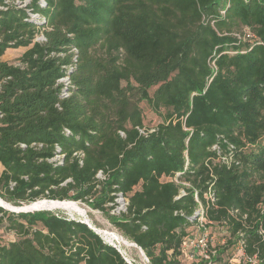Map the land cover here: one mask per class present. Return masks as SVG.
I'll list each match as a JSON object with an SVG mask.
<instances>
[{"label":"trees","instance_id":"16d2710c","mask_svg":"<svg viewBox=\"0 0 264 264\" xmlns=\"http://www.w3.org/2000/svg\"><path fill=\"white\" fill-rule=\"evenodd\" d=\"M4 1L0 198L81 200L107 212L121 194L126 209L110 216L121 234L149 264H185L193 194L204 203L211 186L208 218L231 236L241 228L247 255L264 264V0ZM28 8L45 17L44 42L33 41L44 23ZM20 46L19 64L1 58ZM141 101L161 121L146 127ZM229 155V165L216 160ZM0 227L16 236L0 241V264H129L79 219L0 207ZM221 252L214 264H227Z\"/></svg>","mask_w":264,"mask_h":264},{"label":"rangeland","instance_id":"374dc122","mask_svg":"<svg viewBox=\"0 0 264 264\" xmlns=\"http://www.w3.org/2000/svg\"><path fill=\"white\" fill-rule=\"evenodd\" d=\"M29 0L27 1V3ZM242 32L246 34L248 31L247 27H242ZM38 34H40L38 32ZM27 47H18V48H8L5 50L4 54L2 55V59L19 64V57L21 53L26 49ZM153 87L150 89V93L152 92ZM140 107L143 111V117H144V124L146 127H151L155 123H158L161 121L162 117L158 113L152 111L148 105L141 101L139 103ZM2 169V166H0V171ZM99 178L103 179V176L100 174ZM3 199V198H2ZM5 200V199H4ZM6 201V200H5ZM75 202L77 206H79L81 212H75V211H67L64 209H38V210H47L53 213H56L58 215H63L69 218H75L82 221H87L106 241L107 243L115 245L117 248L122 251V253L131 261L132 264H149L148 260L146 259L144 253L141 251V249L133 244L130 240H128L126 237H124L121 232L112 224L110 220V216L112 214L118 215L119 212L116 210H113L114 207H118V209H122L124 206L125 199H121L118 194L115 198V204L113 208H110L106 211H102L100 209L94 208L93 205L90 202L86 201H73ZM10 204H13L10 201H6ZM22 204V203H21ZM20 205V204H18ZM107 206H110V203L106 204ZM123 205V206H122ZM35 211V210H34ZM29 211V212H34ZM18 213V212H15ZM5 219V218H4ZM197 228L195 225L190 226L189 228V235H195L197 233ZM208 232H210V239L212 241V244L216 246V248H221L222 252L220 254V259L227 262V264H230V260L233 256L234 252V242L235 239L231 237V233L224 228V226L219 224H213L211 227H208ZM15 234L12 232V230L4 229V227H0V241L1 242H8L10 240H13L15 238ZM230 239L232 241L231 244L226 243L225 241ZM183 253L181 255V259L183 263L188 264L191 263L194 260L198 259V255L195 253L193 249H189L187 247L183 246ZM222 262V261H220ZM215 264H219V262H216ZM221 264V263H220Z\"/></svg>","mask_w":264,"mask_h":264},{"label":"built area","instance_id":"2783aa9c","mask_svg":"<svg viewBox=\"0 0 264 264\" xmlns=\"http://www.w3.org/2000/svg\"><path fill=\"white\" fill-rule=\"evenodd\" d=\"M28 0H15L14 4H16L19 7L25 6L27 4ZM6 4L9 3V0H5L4 1ZM39 5L41 7L45 6V0H39L38 1ZM6 6L5 5H0V9H5ZM28 17L31 21L35 22L38 26L42 25V28L38 31L40 34H38V32L35 34L33 41H37V42H44L46 40L42 29L48 28L47 25H45V17L38 13V12H33L31 9H26ZM45 25V26H44ZM247 36H249V33L247 34ZM58 82H62L64 84V88L62 89L61 92V96L65 97L68 95V91H67V84L69 83L68 77L64 76L58 79ZM139 131L141 133H145L144 129H139ZM149 131H152V128H150ZM122 134V133H121ZM76 154L78 157H81L83 153L81 152H77L74 153ZM50 160L53 161H60L61 160V155L60 154H56L54 157H52ZM217 161H221L224 162L226 164H230L232 161V157L229 156H221L218 157L216 159ZM234 163H237L236 161H234ZM100 172L97 173V176H100ZM179 172L175 173L174 176V180L176 182H178V177ZM183 184H186L185 182H182ZM185 194L184 189H180L179 194L176 196L179 197L181 195ZM194 199L196 201V207L192 213V215L188 216L187 219L191 222H193V225H195V227L197 228V233L195 235H188V237L185 239V241L183 242V246L187 247L189 249H193L195 251V253L198 255V259L202 258L204 260H206V264H214V257L216 256L217 253V248L215 245L212 244V241L210 239V232H208V227H211L213 224H216V222L210 220L207 216V209L210 206H214L215 201H216V197L214 194V191L211 189V186L207 187V190L203 193L205 202H201L198 199L197 196V191H194ZM118 196L121 199H125L124 201V206L122 207V209H118V207H114L113 210H116L117 212H123L126 209V204H127V200L126 198H124L121 194H118ZM111 205V203H110ZM228 213L231 217H233L236 221H240V223L242 225H245L246 221H247V215L245 213H241L238 209H229ZM87 222V221H86ZM256 233L262 238L264 239V225L262 224H258L256 227ZM232 238L235 239L234 244V252H233V256L230 260V264H258L259 263V259L257 258L256 254H253L252 256L247 255L245 248H246V242H245V232L239 228L232 236ZM113 245V244H112Z\"/></svg>","mask_w":264,"mask_h":264},{"label":"bare ground","instance_id":"6f19581e","mask_svg":"<svg viewBox=\"0 0 264 264\" xmlns=\"http://www.w3.org/2000/svg\"><path fill=\"white\" fill-rule=\"evenodd\" d=\"M0 204L8 207L9 209L19 211H34L38 209H64L67 211H75L80 213L81 210L79 206L76 205L75 202L62 200V201H47L43 199H37L31 203L15 206L6 202L4 199L0 198Z\"/></svg>","mask_w":264,"mask_h":264},{"label":"water","instance_id":"95a60500","mask_svg":"<svg viewBox=\"0 0 264 264\" xmlns=\"http://www.w3.org/2000/svg\"><path fill=\"white\" fill-rule=\"evenodd\" d=\"M43 200H47V201H59V200H52V199H43ZM0 207L3 208L4 210H8V211H12V212H17L15 210H12V209H9L8 207H5L3 205L0 204ZM35 211H38V210H35ZM19 212H29V211H19ZM82 221V220H81ZM84 223H86L90 228H92L96 233H98L88 222L86 221H82ZM99 234V233H98ZM100 235V234H99ZM101 236V235H100ZM102 237V236H101ZM110 244V243H109ZM135 246H137L135 243H133ZM112 245V244H111ZM112 246H115V245H112ZM116 247V246H115ZM117 248V247H116ZM141 249V248H140ZM117 250L123 255L124 259L129 263V264H132L131 261L122 253V251H120L119 248H117ZM142 251V249H141ZM143 252V251H142ZM145 255V254H144ZM146 257V256H145ZM147 259V257H146ZM148 260V259H147Z\"/></svg>","mask_w":264,"mask_h":264},{"label":"crops","instance_id":"0c3cea01","mask_svg":"<svg viewBox=\"0 0 264 264\" xmlns=\"http://www.w3.org/2000/svg\"><path fill=\"white\" fill-rule=\"evenodd\" d=\"M138 247V246H137ZM123 256V255H122Z\"/></svg>","mask_w":264,"mask_h":264}]
</instances>
